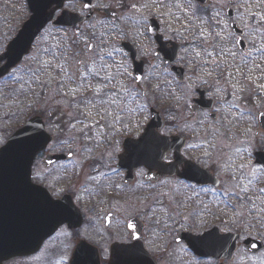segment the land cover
<instances>
[{
    "label": "snow or ice",
    "instance_id": "obj_1",
    "mask_svg": "<svg viewBox=\"0 0 264 264\" xmlns=\"http://www.w3.org/2000/svg\"><path fill=\"white\" fill-rule=\"evenodd\" d=\"M117 6L123 11L120 14L109 11L110 19L89 23L87 28L91 32L79 28L73 31L75 18L68 12L75 10L74 0H67V3L60 0L57 7L61 13L52 9L37 29L39 39L34 44L31 39L25 45L18 41L7 45L0 43V125L18 121L29 111L44 116L47 128L37 131L31 139H42L39 147L47 144L50 149L59 148L66 156L72 157V170L64 169L65 178L79 175L74 170L86 165L92 170L79 188L76 185L57 187L50 181L51 192L42 190L51 173L32 172L23 163L26 149L16 147L20 142L5 141L0 136V160L10 148H15L22 157L20 192L25 198L27 211L19 221L18 230L23 232L39 227L49 218L55 219L59 226L65 220L77 217L78 209L71 203L53 199L65 191L71 192L79 201L81 192L96 197L113 190H126L136 199L116 202L112 207L124 217L126 228L131 230L128 239L135 242L123 250L129 254L128 264H148L144 245L140 243L144 239L143 233L137 234L138 229L129 218L133 214L151 224L154 236L158 233L171 235L177 227L196 233L189 241L195 250L207 248L215 254L217 249L235 248L241 232L264 229V187L259 186L264 180V160L258 159L252 165L237 163L236 159L242 160L244 155L251 158L257 139L264 136V121L259 122L260 128L256 132L250 127L240 128L246 118L255 123L256 117L237 102L244 99L245 94L264 96V83L255 84L252 77L254 71L264 72V67L257 62V56L264 59V0H255V3L253 0H135L134 3L117 0ZM92 7L107 10L112 5L106 0H97L93 6L91 0H87L81 11ZM229 10L232 12L230 17ZM53 14L59 16L57 24L71 27L59 29L56 33L53 32L55 25L45 27ZM117 20L131 22L135 26L134 35H147L150 41L154 29L159 30V22H162L160 38L175 40L178 44L171 49H153L144 45L141 54L151 53L157 63L150 66L147 75H133V62L140 57L133 53L129 58L125 46H117V41L128 39V33L116 23ZM233 26L239 29L238 34L230 30ZM98 27L102 29L99 34L95 31ZM245 37L251 38L248 40L251 48L238 55L241 50L237 46ZM257 37L261 40L259 46ZM17 45L21 47L17 49ZM173 61L187 67L188 73L181 71L177 78V74L170 70ZM158 75L170 77L166 83L170 87L174 84L175 88L160 97L152 92L150 98V89L144 85L150 84ZM129 80L133 83L129 84ZM226 94H230L233 100L196 114L197 106L208 107L203 100L205 95L222 97ZM198 96L201 99L197 100ZM158 98L162 103L165 100L174 102L166 109L169 120L175 121L173 127L195 136L194 142L186 140L182 145L184 152L198 151L199 155L194 158L181 155L178 148L175 163L162 153L152 165L162 174L175 171L177 175L183 173L176 165H182L184 172L196 169L203 179L197 180L195 185L183 181L174 183L159 176L156 177L158 182H150L147 186L139 181L133 185L112 183V177L121 175L119 167H110L103 161L115 159L113 153L121 151L116 146L119 143L116 137L122 130H128L133 118L149 112L151 104ZM129 103H135V107H129ZM175 108H178L177 112H173ZM260 115L264 116V113ZM52 132L56 137L48 144ZM159 139L163 144L168 143L163 137ZM234 142L247 146L235 147ZM102 146L103 151L97 155ZM77 157L81 159L77 161ZM101 167L109 170L101 172ZM213 168L229 179H218L212 173ZM137 175L144 176L145 173L141 171ZM209 181L214 187L204 186ZM140 192H147V195H139ZM202 192L215 193L217 203L209 206L199 201L191 211H185L194 198L199 200ZM221 214L227 217L221 221L227 235H221L219 225H210L209 218L217 219ZM112 215V212L108 213L109 218ZM120 224L121 220L117 219V232ZM233 229L236 230L235 236L231 234ZM58 234L66 238L72 236L67 229H61ZM110 238V233L102 236V239ZM244 238L250 239L248 236ZM173 242L179 243V238L173 237ZM81 248L85 246L81 245ZM86 251L89 256L94 254L93 249ZM72 264H80L78 257L73 258ZM204 264L212 262L205 261Z\"/></svg>",
    "mask_w": 264,
    "mask_h": 264
},
{
    "label": "flooded vegetation",
    "instance_id": "obj_2",
    "mask_svg": "<svg viewBox=\"0 0 264 264\" xmlns=\"http://www.w3.org/2000/svg\"><path fill=\"white\" fill-rule=\"evenodd\" d=\"M3 1L5 3V6L3 7L0 5V43L7 45L12 41H18L21 45H25L31 39L34 44L35 40L39 39V33L37 32L36 35H32L31 33L23 32L24 25L31 18L28 0H0V3ZM52 9H54V6H45V10H47L48 14ZM57 13L59 12L57 11ZM56 17L57 15L53 14L52 19L45 25V27H51L52 25H54ZM59 29L63 28L54 27L53 32L56 33ZM41 31H43V29H41ZM21 45H17V49H19ZM120 45L123 44L120 43ZM245 49H248L247 42H245ZM137 53L138 57H140L138 59L144 61V68L146 69L148 66L147 61L145 60L143 55L141 56L138 50ZM260 65L261 67H264L263 64L260 63ZM252 76L255 84L256 81L264 82V72L254 71L252 73ZM12 86L18 87V85ZM153 91L150 90V96ZM156 91H158L159 95L162 96L166 95V93L170 90L160 88ZM196 99L199 100L201 98L198 96ZM203 100L208 104V107H204L203 105L197 106V115L201 110L210 111L212 108H217L219 105L218 101L213 96L205 95L203 97ZM240 104H242V107L250 109L253 115L256 117L255 123L248 122L246 118L245 122H242L240 124V128L242 129L250 127L253 132L258 131L260 128L259 122L264 121V116L260 115V113H264V98H261L260 96L258 97L255 95L245 94V98L240 100ZM163 117L165 118L164 115ZM174 123L175 122H169L165 120L164 128L161 131L162 135L165 137H179L176 148H174L170 152L165 153V155L169 159H171L173 163H175L176 161L174 159V155L176 153L177 156L176 150L178 148L181 155H186L193 158L199 155L198 151H192L188 153L184 152V147H182V145H185V141L188 140L189 142H194V140L192 139V136H186L185 134L181 135L171 132L175 130V127H173ZM45 127L47 128L46 125ZM134 134L135 133H129L127 135L134 136ZM51 135L52 141L49 144H51L55 140V137L52 133ZM117 139L118 138L116 137V140ZM243 139L244 137L241 136V140ZM234 144L235 147L239 148H244L247 146L238 142H234ZM256 145V148L253 150L254 155L251 158L244 155L243 159L241 160L237 157V163L243 162L245 164L255 165L258 159L264 160V136L257 139ZM116 146L121 149L120 140L118 145ZM225 151H228V149H225ZM232 151L235 152V148H233ZM62 154H65L64 150H61L59 148L53 150L46 146V148L41 153L36 155L32 164L31 171L35 172L36 170H40L43 175H47V173L49 172L51 173V175L47 176V179L44 181L42 190L51 192V188L48 187L50 181L55 183L57 187L64 188H67L69 185H76L77 188H79L81 184H84L86 182L88 176L87 174H73L69 178H65L66 174L64 172V169L68 168L69 170H72V168L70 167L72 164V158L67 161L55 162L50 167L46 166L47 158ZM113 155L115 159L114 162H112V167L115 168L117 163V156L119 155V153H113ZM176 167L180 169L181 173H183L182 175H177L176 172L173 171V175H164L160 177V179H170L174 183L176 181H183L186 184L194 185L196 184V181L199 180L194 179L195 177L193 173L196 169L184 172L182 165H176ZM74 171L78 172V170L76 169ZM119 171L121 173V175L118 177L119 181H121L122 185H124L126 172L125 170L120 169ZM141 171L145 173L144 176L137 175V173ZM212 173L220 180L227 181L229 179V177L223 175L222 173H219L215 168L212 169ZM148 174L156 175V172L148 171L145 168L136 169L134 170L133 176L129 179V182L127 184L133 185L136 181H142L143 185H148L150 182H158L156 178H152L151 181L145 180V176H148ZM189 175L192 178H190ZM81 179H83V181L85 182H83ZM204 186L209 188L214 187L211 181H209ZM259 186L264 187V180L261 181ZM197 187L199 188V185H197ZM218 187H223V185H219ZM112 192L113 191H109L106 195V198L103 197V194L101 196L89 197L86 193L81 192L79 194L82 196V199L79 201L76 199L75 195H73L69 191H65L59 196L53 197V199H63L65 203H71L73 207L78 209V216L72 218L71 220H65L62 225L56 226L52 233L42 242L39 248H36L34 237L39 234L40 226L28 229L23 232L18 230L19 221L27 211L25 198L21 195L20 192V186L15 192L7 195H1V208H3L4 204H10L12 207L16 208V210L9 213V216H6L4 218V223H6V225L2 226V230L6 235H13L14 233H16V236L18 237L17 244L21 252L18 253L19 255L4 259L0 264H72V260L74 257H78L80 264H110L112 246H130L131 243H135L134 241H129L128 239L131 230L126 228L123 222L124 217L117 214L112 207L113 204L118 202L116 196H114ZM202 194H204L203 197L206 204L214 202L217 196L213 192L200 193V195ZM194 203L195 201L193 199V201L188 205V208L190 209ZM109 212H112L113 214L110 218L108 217ZM129 218L131 219L132 223L136 225V228L138 229L137 234L143 233L144 239H142L140 243L144 245L145 251L149 254L151 260L154 261L155 264H162V261L167 262L166 258L167 260H171V264H196L197 261H199L200 264H204L205 261H211L212 264H232L236 260L239 252H241L243 258H245L246 260L261 261L264 263V229L259 230V232H257V230H255L254 232L248 231L247 233L241 232V239L236 241V249L231 260H228L227 256L222 251H219L217 253V258H201L191 250L187 242L189 239H194L196 233H189L186 230H180L178 227L174 233L169 235L165 243H163L164 247L161 252L166 253L162 254L161 252L159 253V251L154 250L152 248V245H150V243L147 241V226L144 221L134 214ZM0 219L2 220V217H0ZM117 219L121 220L119 232H117L116 230ZM47 221L56 223L55 219L52 218L46 219L43 223ZM212 224L215 223L210 222V225ZM61 229H67L68 232L72 233V236L70 238H66L63 234H58L61 232ZM220 229L222 230L221 235L228 234L223 231L224 227L220 226ZM97 230H99V234ZM204 231H206V229ZM109 233L111 234L110 239H102V236H106ZM231 234L235 235L236 230L233 229ZM245 236L250 237V239H245ZM173 237H178L180 242H173ZM229 243L231 244V241ZM81 245H84L85 248L82 249ZM86 249H93L94 254L89 256ZM176 250H179V252H177L178 256L175 255L177 256V258L175 256L169 258V253L175 254ZM204 250H207V248H205ZM168 263L170 264V261ZM252 264L256 263L252 262Z\"/></svg>",
    "mask_w": 264,
    "mask_h": 264
},
{
    "label": "water",
    "instance_id": "obj_3",
    "mask_svg": "<svg viewBox=\"0 0 264 264\" xmlns=\"http://www.w3.org/2000/svg\"><path fill=\"white\" fill-rule=\"evenodd\" d=\"M67 0H64L66 2ZM85 3L87 0H83ZM92 1V0H91ZM30 7L33 10V17L31 21L27 24V26L24 28V32H30L34 35L37 33V29L40 27L41 23L46 19L48 15L45 14L43 4L47 3V5H55V9L58 10L60 8L57 7V5L60 3V0H29ZM43 9V11H42ZM90 9V8H89ZM85 9V10H89ZM69 16H72L75 18V25L83 22L85 19H90L89 15L86 18H79L75 14L68 13ZM229 16L232 15V13L229 11ZM59 19V17H58ZM57 19V20H58ZM155 23V22H154ZM56 26H67L71 27V25H65V24H57ZM157 30L154 29L153 33ZM157 44L160 48H166L165 43L162 42V39L160 36H156L155 38ZM174 45H172L173 47ZM240 48H243V44L241 43ZM125 48L128 51H132V48L129 45H125ZM163 55V53H161ZM133 55V52H131V56ZM174 62V61H173ZM172 62V63H173ZM173 71L178 75L181 70L173 68ZM135 73L141 74L142 73V65L139 63L135 64ZM163 127V121L161 116L151 111V120L149 124L146 126L144 133L141 135V137L136 140H126L124 142V155L120 156V168H126L128 169L127 178L130 177L132 170L134 168H138L140 166H143L149 170H156L158 172V176L162 175L153 165L152 162L160 157V155L167 151H170L171 148H174L175 143L177 142L175 138H173V141L171 143L168 142L166 138H163L167 140V144H163L160 142V137L158 135V132ZM25 129H27L25 131ZM43 130V124L41 123V120L38 118L32 119L27 123L26 126H24L22 129L17 131L9 140H14L20 142L16 147L17 149L23 147L26 149V155L24 156L23 163L27 164L29 169L31 168V164L33 162V159L36 154H38L41 150H43L44 147H39L40 143H43V140L35 141L31 139L37 131ZM46 135V134H45ZM49 142V141H48ZM38 149V150H37ZM63 158H69V157H56L52 161L63 159ZM177 159V158H176ZM22 171V157L19 154V152L15 148H10L7 153H5L2 160H0V196L4 195L6 191H9V193L15 192L19 186H20V176ZM168 174V173H167ZM170 175V174H168ZM196 179H203L200 174L195 176ZM5 205V204H4ZM6 206V205H5ZM13 207L11 205L6 206V211H11ZM1 210V208H0ZM2 212V210H1ZM3 214V212H2ZM0 214V217L1 215ZM3 216V215H2ZM4 222H0V228L1 225H3ZM42 230V229H41ZM40 230L39 238H36L34 241L36 247L45 239L49 234H43V232ZM1 233V229H0ZM18 237L16 234L13 235H6L2 233V236H0V253L4 251H11L10 247L11 243H15ZM192 239H189L187 242L189 244V247L192 249L193 252H195L197 255L203 256V257H217V253L220 250H216L215 254H211V250L207 249H200L195 250L191 247L189 241ZM17 243V242H16ZM18 246V245H17ZM130 246L125 245H114L111 248V261L110 264H128L129 260V254L124 249H127ZM234 248H228L224 253L228 254L233 252ZM17 252V250H14ZM19 251V249H18ZM18 253V252H17ZM208 253V254H206ZM3 255V254H1ZM0 255V262L2 261L3 257ZM18 255V254H17ZM145 259L147 260L148 264H154L146 254Z\"/></svg>",
    "mask_w": 264,
    "mask_h": 264
},
{
    "label": "rangeland",
    "instance_id": "obj_4",
    "mask_svg": "<svg viewBox=\"0 0 264 264\" xmlns=\"http://www.w3.org/2000/svg\"><path fill=\"white\" fill-rule=\"evenodd\" d=\"M106 2H108V3H110L112 5V7L110 9L105 10V9H97L95 7H92L93 17L87 23L82 25L81 27H75L72 30L75 31L77 28H79V29L83 30L84 32H91L92 30L87 28V25L89 23H95L97 20H108V19H110V17L108 16V12L109 11H115L118 14H120L123 11L122 9H120L117 6V0H106ZM127 2L128 3H134L135 0H127ZM96 3H97V0H93L92 5L93 6L96 5ZM253 3H255V0H253ZM0 5L4 7L5 6L4 1L1 2ZM81 10H82V4L77 2V3H75V10H70V11L83 14V12ZM226 19H227V17H226ZM116 23L120 24V26L122 28H124V30L128 33V39L127 40H119V41H117V46H120V43H122V42H129L130 44H132L136 48V50L139 51L140 54H141V51H140L141 48L144 45H146V44L150 45L151 48L156 49V44L154 42L153 37H151V41H150L149 37L147 35H144V36H141V37H136L134 35L135 26L131 22L126 21V20H117ZM159 25H160V34L162 35L163 23L159 22ZM95 31L97 32V34H99V32L102 31V29H100L98 27L97 29H95ZM250 39H251L250 37H245V41L248 44V49L251 48V45L248 43V40H250ZM164 40L167 41L168 39H164ZM170 41L178 44V41H175V40H170ZM256 43H257V46H259V44L261 43V40L259 39V37H257ZM239 54H241V53L239 52L238 55ZM142 55L144 56V58H145V60L147 61V64H148L147 68L145 69V75H147V73L149 72L150 66L152 64H154V63H157V61L154 59V57H153V55L151 53L141 54V56ZM117 59L119 60L120 57H117ZM257 62L263 64V66H264V59H261L259 56H257ZM175 65L179 66V67H182L185 70V74L188 73L189 69L187 67H184L183 65L178 64V63H175ZM170 79H171L170 77H164V76L158 75L156 78L152 79L150 84H145L144 86L149 88L152 91L155 90L153 92H155L157 97H160L158 91H156L157 90V86H158V90L160 88H164V89H168V90H172L173 88H175L174 84H172L171 87H170L166 83V81L170 80ZM127 82L129 84L133 83V81H131V80H129ZM261 83H264V82H257L256 81V84H261ZM162 96H164V95H162ZM260 97L264 98V96H260ZM150 98H151V96H150ZM215 99L219 103V105L217 107V108H219L222 105H225L228 101L233 100V97L230 94H226V95H223L222 97H215ZM237 102L240 103V100L237 101ZM172 103H174V102H172V101L168 102L167 100H165L162 103L159 100V98H158L154 103L151 104L150 107L154 108L155 110H157L158 112L163 114L165 116V118H164L165 120H167L169 122H175L173 120H169V118H168L169 117V112L166 110V109H168L171 106ZM129 107H135V103H129ZM175 111H178V108L173 109V112H175ZM32 115L39 116L37 113H35L33 111H29L21 118V120L9 121V122H6L5 124L0 125V136H2L6 140L17 128H19L24 122H26V119H28ZM40 117L43 119V121L45 122V124L47 126V118L44 117V116H40ZM148 119H149L148 112H146L144 115H141V116L133 118L132 123L130 124L128 130L127 131H123L122 130L120 132V134L117 136V138H118L117 141H119V140L121 141V139L124 138V136H126L127 133L128 134L129 133H135L134 136H137L142 131V128L145 126V124L148 122ZM174 129L175 130H173L171 132L177 133V134H181V135L185 134L186 136H192V139L195 140L194 134L182 133L176 127ZM52 134H53L54 137H56V133L55 132H52ZM101 151H103V146L100 149L97 150V155ZM76 159H77V161H79L81 158L77 157ZM112 162H114V159H112L111 161L105 159L103 161V163L105 165H109L110 167H112ZM89 163H91V162H89ZM71 166H72V164H71ZM76 170H78L79 174H81V175L82 174H84V175L87 174L88 175L92 171L91 168H89L87 165L83 169L76 168ZM108 170H109L108 167H101L99 169V171H101V172H107ZM103 179L104 178L101 177V181H103ZM81 180L83 181V179H81ZM111 181L113 183L122 184V182L119 181L118 177H112ZM83 182H85V181H83ZM140 183L143 184L142 181ZM145 186H147V185H145ZM107 193L108 192L103 193V195H104L103 197L104 198H106ZM112 194L114 196H116L118 202H120V203H124V201H126L128 199H132V200L136 199V196L134 194H132V193L126 191V190L123 191V192L118 191V190H113ZM138 194L139 195H147V192H140ZM203 196H204V194L200 195L199 196V200H196L194 198L195 203L192 205V207L190 209L187 207L185 209V211H191L196 206V204L199 201H203L204 203H206L204 201V197ZM215 203H217V196H216L214 202H210L208 205L209 206H213ZM213 210H215V209H213ZM137 217L141 218L144 221V223L146 224V226H147V234H148L147 241L150 243V245H152V248L154 250L159 251V253H160L161 250H163V247H164L163 243H165L166 239L169 237V234L158 233L156 236H154L152 234V231H151V228H152L151 224L147 220H145L144 218H142L140 216H137ZM209 219H210L211 223H215L216 225H220V226L225 228V225L223 223H221V221L222 220H226L227 217L223 216L222 214L217 219H212V218H209ZM249 231L254 232L255 230H249ZM121 236H122V232H121ZM153 241H155V244H152ZM177 252H179V250H176L175 254L169 253L170 254L169 258L172 257V256L177 255ZM161 253L164 254L166 252H161ZM177 256H175V257L177 258ZM166 261L167 262L162 261V264H169L168 263L169 261H170V264H171V260L170 259L167 260V258H166ZM252 262H255L256 264H264L261 261L246 260L245 258H243V255L241 254V252L238 253L236 260L232 264H252Z\"/></svg>",
    "mask_w": 264,
    "mask_h": 264
}]
</instances>
